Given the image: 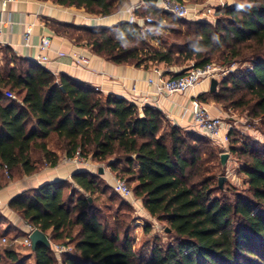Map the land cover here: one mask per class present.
Returning <instances> with one entry per match:
<instances>
[{
	"label": "trees",
	"instance_id": "16d2710c",
	"mask_svg": "<svg viewBox=\"0 0 264 264\" xmlns=\"http://www.w3.org/2000/svg\"><path fill=\"white\" fill-rule=\"evenodd\" d=\"M41 1L105 17L128 0ZM135 14L151 16L154 23L146 30L128 21L111 28L52 26L117 65L173 67L191 61L202 67L214 59L248 60L251 71L230 74L209 98L197 99L211 100L223 110L228 104L250 107L254 117L264 120V0L223 7L214 24L188 22L147 5ZM167 29L171 40L183 44L178 51L167 46L170 38L162 34ZM6 49L20 62L0 73V160L8 166L9 182L45 165L54 168L63 155L72 159L79 151L83 159L107 164L116 177L133 185V195L152 218L165 224L171 240L156 243L150 255L137 252L129 224L96 205L95 195L111 188L101 187V176L82 171L73 174L72 182L47 183L10 200L9 208L44 232L51 247L25 256L13 241L8 248L0 247V264H25L29 257L34 264H264V146L229 131L228 152L245 160L239 173L248 186L247 195L230 201L217 195L222 190L212 166L216 151L207 137L183 130L156 107L139 108L124 98L103 95ZM69 183L76 191L67 190ZM58 241L74 251L57 254L53 245Z\"/></svg>",
	"mask_w": 264,
	"mask_h": 264
},
{
	"label": "crops",
	"instance_id": "0c3cea01",
	"mask_svg": "<svg viewBox=\"0 0 264 264\" xmlns=\"http://www.w3.org/2000/svg\"><path fill=\"white\" fill-rule=\"evenodd\" d=\"M135 6H140L139 9H141L145 4L142 0H128L112 15L101 17L88 14L83 8L60 6L51 1L0 0V20L4 22L0 45L9 47L18 56L32 61L45 56L48 61L40 65L56 76L66 75L91 86L103 95L124 98L139 108L147 105L156 107L173 124L185 130H198L192 121V101L201 95L205 98L210 97L212 80L197 85L185 94L158 98V103H156L154 102V87L148 83L149 79L158 78L155 70H159L165 76H175L180 74L181 69L166 67L164 64L151 65L147 68L117 65L94 54L86 45L78 44L67 35L57 32L52 26L54 22H57L93 28H111L128 21L129 11ZM29 26H32V34L29 45H25L24 34ZM44 38L50 40L47 49L40 48V43ZM78 54L87 57L89 64L86 66L74 64L73 57ZM203 104L212 116L223 117L224 110L220 105L211 100ZM65 158L66 156L63 155L59 164L54 168H43L31 176L25 175L7 183V186L0 190V210L6 211L5 217L7 218L0 222V228H6L4 226L9 219L10 221L15 220L14 211L9 208V202L16 195L51 182H72V176L75 173L83 171L95 174V171L101 168L98 163L91 160H84L83 164H75L64 162ZM103 169V177L111 180L113 173L110 168L106 166ZM23 228L26 236L29 226L24 223ZM28 259L34 263L33 257Z\"/></svg>",
	"mask_w": 264,
	"mask_h": 264
},
{
	"label": "rangeland",
	"instance_id": "374dc122",
	"mask_svg": "<svg viewBox=\"0 0 264 264\" xmlns=\"http://www.w3.org/2000/svg\"><path fill=\"white\" fill-rule=\"evenodd\" d=\"M247 0H183V3L192 7V6H200L201 8H209L212 7L215 10V18L213 20V24L216 22V14H218V10L225 7L234 5L235 3H246ZM182 3V2H181ZM188 22L190 20H187ZM177 27V26H175ZM183 27V26H182ZM184 28V27H183ZM171 30L167 29L166 32H162L165 37L170 38V43L167 45L168 47L174 45V50L178 51L181 49L183 44L176 40H171ZM153 45L158 46V42L153 43ZM172 48V47H171ZM13 62V64L11 63ZM193 62L188 61L182 64H177V66H173V68L181 69V72H185ZM218 67L223 70H231L227 72L224 77H221L222 80L225 77H228L232 73H237L240 71H245L248 66H252L251 62L248 60H235L230 63L224 60H216L214 59L213 62ZM12 65H20L14 54L11 51H8L5 46L0 45V73L5 75V71L9 69ZM22 65V64H21ZM25 67V66H24ZM245 93V92H243ZM7 97L15 98V95L9 92H6ZM240 95V94H239ZM247 95V94H246ZM238 97V96H237ZM250 96L247 95V99ZM252 105V104H251ZM223 119L225 122L226 129L231 131L234 130L239 137L247 138L250 141H255L260 146H264V120L260 118H256L252 115L250 107H245L243 109H237L233 106L228 104L226 110H224ZM185 130V129H183ZM195 134L202 135L207 137L208 144L211 148L216 151V158L215 163L213 166V171L216 175L217 179V186L219 178L221 176H226L227 181L224 184V188L222 189L221 193L217 194L218 196H223L230 201H234V198L238 194L247 195V188L248 186L245 184L246 177L243 174L239 173V169L241 165L244 163L245 160L242 158H238V156L234 154H230L229 159L227 161V167L225 171H222L221 164H220V155L222 153L228 152V144L226 146H222L218 144L216 141L212 140L208 136L202 134L199 130H186ZM66 162V161H64ZM101 167H106L107 164H99ZM43 168H48V166H44ZM51 168V167H49ZM111 171V170H110ZM95 175H99L98 171H95ZM25 176V175H23ZM101 176L100 183L102 184L101 187H109L111 191H107L106 194H97L96 197V205L99 207L100 210L103 211L106 215H119L123 222L129 224L130 226V235L132 239V245L137 252H145L146 255H150L151 248L156 243H161L162 245H166L170 242L171 238L166 233V226L164 223L157 221L156 219L152 218L148 212L145 210L142 201L137 199L133 193L129 197H123L120 194L116 193L113 188V179L109 180V178H104V175ZM113 176L115 174L113 173ZM15 177V176H14ZM119 178V177H117ZM13 181V179H12ZM9 183V179L2 175L0 179V190L7 186L6 183ZM11 182V180H10ZM67 190L76 191L75 185L70 184ZM133 185H128V187L132 190ZM114 196L115 200H109L110 196ZM85 196H88L85 194ZM3 211V210H2ZM0 210V222L2 220H7L6 211L2 212ZM13 217L15 220L9 219L8 223L6 224V228H0V247L1 249H5L11 246V242L17 241L15 244V249L21 253V255H29L31 248H25L21 244L23 238L25 236V230L23 228L24 219L16 212H14ZM27 225V224H26ZM149 228V231L146 232L145 229ZM29 229V228H28ZM79 228L76 227V231L74 235L77 233ZM4 238H6L7 242H4ZM157 239L159 240L157 242ZM60 246H68L72 247L69 244H61L62 241H58ZM74 251V250H73ZM24 256V257H25ZM26 259V258H25ZM25 264H34L27 259Z\"/></svg>",
	"mask_w": 264,
	"mask_h": 264
},
{
	"label": "built area",
	"instance_id": "2783aa9c",
	"mask_svg": "<svg viewBox=\"0 0 264 264\" xmlns=\"http://www.w3.org/2000/svg\"><path fill=\"white\" fill-rule=\"evenodd\" d=\"M14 1V0H9ZM144 4V3H143ZM140 8V6L132 7L128 18L130 24H138L142 29L146 30L147 25L154 23V19L151 16L138 18L135 12ZM160 11L170 13L178 18L195 20V21H206L213 23L215 18V10L212 7L201 8L200 6H188L184 3L178 2L176 0H159L157 8ZM4 22L0 20V37L3 33ZM32 34V26H29L24 34V43L29 45V41ZM50 45V40L48 38L42 39L40 43L41 49H47ZM48 58L45 56H40L36 59L37 64L47 62ZM73 62L77 66H86L89 64V59L83 55H75L73 57ZM252 66H248L246 71H251ZM231 71V70H230ZM229 70H223L214 63L206 64L202 67H196L194 63L181 75L179 76H165L159 70H155L158 78L156 80L149 79L148 83L154 87V97L156 103L160 98H169L173 95L185 94L193 90L197 85L205 82L211 81L213 79L220 80L224 77ZM159 98V99H158ZM157 99V101H156ZM147 101V99L145 100ZM192 121L196 128L204 135L208 136L212 140L216 141L222 146H226L229 142V130L226 129L223 117L212 116L205 105L195 98L192 101L191 109ZM84 160L80 152L78 151L74 158H65V161L83 164ZM0 174L5 175L9 178V169L6 164L0 160ZM114 190L123 197H129L132 195L131 189L128 187L125 180L112 177ZM34 228L29 226V231L23 240V247L31 248L30 233ZM4 242H7L4 239ZM16 242V241H15ZM53 249L57 254L62 253H72L73 248L68 246L53 245Z\"/></svg>",
	"mask_w": 264,
	"mask_h": 264
},
{
	"label": "water",
	"instance_id": "95a60500",
	"mask_svg": "<svg viewBox=\"0 0 264 264\" xmlns=\"http://www.w3.org/2000/svg\"><path fill=\"white\" fill-rule=\"evenodd\" d=\"M142 2L149 7L157 8L159 0H142ZM225 7H227V5H225ZM218 84L219 82L215 79L211 81V89H210L211 93L217 91ZM229 156H230L229 152H225L220 155V164L222 171L226 170ZM98 174L99 175L104 174V169L102 167L99 169ZM226 181H227L226 176H221L219 178L218 185L221 190L224 188V184ZM166 232H170V230L166 229ZM30 240H31L32 251H35L38 247H51V241L49 240L47 235L39 229H34L30 233Z\"/></svg>",
	"mask_w": 264,
	"mask_h": 264
},
{
	"label": "clouds",
	"instance_id": "9594fccd",
	"mask_svg": "<svg viewBox=\"0 0 264 264\" xmlns=\"http://www.w3.org/2000/svg\"><path fill=\"white\" fill-rule=\"evenodd\" d=\"M213 39H218V37H215V36H214Z\"/></svg>",
	"mask_w": 264,
	"mask_h": 264
}]
</instances>
